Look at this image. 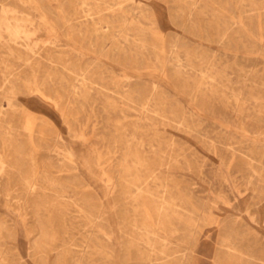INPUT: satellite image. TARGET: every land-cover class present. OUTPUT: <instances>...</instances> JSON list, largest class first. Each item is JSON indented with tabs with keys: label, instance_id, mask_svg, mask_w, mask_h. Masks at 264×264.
Listing matches in <instances>:
<instances>
[{
	"label": "rangeland",
	"instance_id": "obj_1",
	"mask_svg": "<svg viewBox=\"0 0 264 264\" xmlns=\"http://www.w3.org/2000/svg\"><path fill=\"white\" fill-rule=\"evenodd\" d=\"M14 2L20 12L8 7ZM191 2L134 0L130 26L142 28L148 43L159 47L155 50L111 30L120 26L118 19L104 22L101 33L92 24L77 32L69 19L74 0H0L7 4L0 11V72L9 65L3 52L21 50L16 54L26 89L13 93L0 83V113L5 114L0 153L10 141V123L16 130L28 125L14 132L20 153L5 158L2 174L0 163V264H151L149 245L155 242L133 225L139 211L169 247L187 255L179 263H160L234 264L223 260L220 247L226 223L203 225L197 240L189 242L154 222L156 203L140 210L130 202L131 183H142L148 172L169 175L172 193L202 215L213 211L244 224L240 228L263 239L262 251L264 192L253 194L256 183L250 175L251 157L264 163V0ZM14 14L21 19L17 37L14 22L9 24ZM37 24L46 29L37 32ZM36 32L55 60L74 58L116 93L91 90L87 95L61 67L56 73L46 72L45 63L34 69L37 63L20 36L33 44ZM64 75L66 80H60ZM147 98L148 111L143 107ZM10 100L29 114L11 115ZM159 107L167 117L153 113ZM172 139L176 147L167 148L163 142ZM14 157L16 168L9 169Z\"/></svg>",
	"mask_w": 264,
	"mask_h": 264
},
{
	"label": "bare ground",
	"instance_id": "obj_2",
	"mask_svg": "<svg viewBox=\"0 0 264 264\" xmlns=\"http://www.w3.org/2000/svg\"><path fill=\"white\" fill-rule=\"evenodd\" d=\"M29 1H32V2H34L36 4H40V0H29ZM74 1H75V8H74L73 13H70L69 19H70L71 22L75 23V25H76L75 29H76L77 32L81 33L83 31V28H84L85 24H92L93 26H95L94 29L97 31V33H101V32H98V31L102 30V26L101 25L104 22L107 23L109 21V23H110L111 19L112 20H115V19L117 20L118 19V20L121 21L120 22V26H113L114 28L113 27L111 28V26L109 25L111 30H119L121 35H123L124 37L131 36V38L133 39L134 42L141 41L143 47H148V45H150L152 47V49L156 50L157 48H159L153 42L151 44L148 43V41L146 40L147 39L146 34L143 33V35H145V36H143L142 33H141L142 28H131V26H130V22H131L130 21V14L137 10L136 9V5L133 3L134 0H74ZM183 1L186 2V3H192L191 2L192 0H183ZM3 4H5V3H3ZM143 18L144 19H150L149 20V23H150V26H151L150 29L151 30H155V25H154L155 23L152 20V18L148 17V15L146 13H144ZM10 22H9V24H10ZM24 27H25V25H24ZM27 27H29V25ZM37 27H38L37 32H40L41 29H46V27L44 25H38L37 24ZM9 30L10 29H8V31ZM37 32L35 34H33V44H30V43L26 42L25 39H24L23 34L20 36V39L22 40V47H25V49H27L28 51L32 52V54H33V63H37V64H34V65H36L34 69H36V67L38 68L41 63H45L44 66H46V68H47L46 72H54L55 71V73H56V71L61 67L62 70H64L65 72H68V74L70 76H73V78L75 79L76 83L80 84L81 86H83L85 88V91H86L87 95L91 92V90H96V91H98V93H107V92L108 93H114V94L116 93L109 85H107L106 82L99 81L97 79V76H95L96 77L95 78L94 76L88 74V72H86L82 68H80L77 64H75L74 58H72L73 60H63V59L55 60L53 58L51 49H47L49 43H46L45 45L41 44V42L39 40V37L37 35L38 34ZM19 33H20V30L18 28L13 30V35L14 36L17 37L18 35H20ZM140 34H141V37H143V38H137V36H139ZM11 36H12V34H10V37ZM18 39H19V37H18ZM30 39L31 38H29V40ZM21 40H20V42H21ZM55 47H56V45H55ZM15 51H17V50H15ZM6 58L9 59L8 57H6ZM1 59H3V58H1ZM13 60H14V58H13ZM178 62H181V60L178 59ZM178 62H177V64H178ZM9 64H10V62H9ZM15 65H17V67H18V64H15ZM187 66H188V64H187ZM209 67L211 68V66H209ZM14 68L15 67H13V69ZM21 71H22V68H21ZM17 73H20V72L18 71ZM199 73H201V72L199 71ZM48 75L46 74V76H42V77H44L43 80H46L45 77H47ZM205 76H206V74H205ZM60 77H61L60 80L61 79H62V81L66 80V76L65 75L64 76H60ZM14 78H13L12 74H9V75H7L5 77L7 82H9L10 80H12ZM210 80H212V79H210ZM15 81H16V78H15ZM12 82H13V80H12ZM47 82H48V80H47ZM215 82H216V80H215ZM67 83H68V81H67ZM62 87H64V86H62ZM74 88L73 89L75 90L74 91L75 95H78L77 92H76V90H77L76 86ZM33 92L36 93L39 97L44 98L41 95V93L39 92V88H33ZM81 95H83V94H81ZM129 95H126V97L129 96ZM117 96H118V94H117ZM130 96H134V95H130ZM85 97H86V95H85ZM124 99H125V97H124ZM128 99H127V101H128ZM130 99H132V98H130ZM77 101H78V99H77ZM150 102H151V99L147 98L145 100L144 104H143V107L147 111L149 110ZM153 113H156L157 115H159L161 117H167V112L162 107H159V109L154 110ZM21 114L27 115L29 113H27L26 110L23 107L20 108V109L11 108V115L18 116V115H21ZM4 116H5L4 113L3 114L0 113V125L3 122V120H4L3 119ZM182 122H181V124H182ZM10 125L14 126L13 123H10ZM177 125H179V124H177ZM13 126H11L12 127V129H11L12 133L9 134V138H10L9 139L10 140L9 143L5 142V144L2 145V148H1L2 149V152L0 153V163H1V165L4 162L5 158L8 157L9 154L16 155L15 153L19 152V149H18V146H17V142H14L15 140H17L16 139V134L14 132H17V130H19V131L20 130H28V125L27 124H24L21 127H17V130ZM175 142L176 141L172 139V140H169V141L165 140L163 143H164V145L167 148H172L173 149V148L176 147L175 146L176 145ZM229 147H231V146H228V148ZM19 148H20V145H19ZM159 152H161V151H159ZM127 153H128L127 156L130 157L131 156L130 154L132 152L129 149L127 151ZM246 153H247V151H246ZM163 155H164V153H163ZM168 158H169V156H168ZM17 160L18 159L14 157V160L10 163L11 166L9 167V169L10 168H12V169L16 168ZM251 161H252V163L255 164V166H253L252 173L250 175L251 176L250 180L252 182L256 183V186L254 188V193L253 194L254 195L261 194V193L264 192V174L262 172V170H264V163L260 159H258L257 157H251ZM126 165L129 166V167H132V164H130L128 161H127ZM17 168H18V166H17ZM20 168H22V167H20ZM120 168H121V166H120ZM135 170H137V169H135ZM4 172H5V170H4V167L2 165L1 174L4 173ZM121 175L122 174H120V176ZM32 178H34V177H32ZM120 178L124 179V177H122V176ZM106 182H107V180H106ZM27 183L29 185L30 190H33L34 186H33L32 182L29 180V181H27ZM49 183H47V184L49 185ZM51 183H53V182H51ZM51 183H50V185H51ZM54 185H55V183H54ZM154 186H156V187L154 188ZM131 187H133V189L129 193L130 202L131 203H138V209H140V210L143 208V206H145V204L156 203V206L153 207V212H152L156 216V219H155L154 222H156L157 224L165 227L173 235H177V236H181V237L183 236V237L187 238L189 242H193V241L197 240V233L199 231V228L202 227L203 225H205V224H220V223L224 222L226 224H225V228L223 229V232H222V235H221V241H220V247L223 248V252H224L223 260L232 262L234 264H264V248L261 249L262 250L261 252H258L259 251L258 250L259 244L263 240L259 235H256V233L251 232L250 229H248V228H246V229L240 228V227H243L244 224L238 223L235 220H231L229 217L221 218L218 213L213 212V211H208V210H205L204 214L202 215L199 212V209L197 207H195L192 203H187L185 201H180L178 199V197L174 193H172L171 189H173L174 185H173L171 179L169 178V175H167V176L165 175L163 177V176H160L159 174H157V172H148V173L145 174V180L142 183L133 182V183H131ZM51 188H52V186H51ZM160 189H162V190H160ZM33 191H35V190H33ZM50 193H52V192H50ZM122 195H124V194H122ZM16 203H17V201H16ZM170 209L174 210V214H170L169 213ZM77 216H79V215H77ZM145 216L146 215H145L144 211L137 212L135 223L133 225L138 226V229L140 230V232L149 235L155 242V243H152L150 245L147 244V245H149L150 250H151L150 251L151 252L150 253L151 254L150 262H153L151 264H163V263H160V261H162L164 259H167V260H170V261H176L177 263H179L180 261L184 260L186 258V256H187L186 253H183L180 250L173 249V248L169 247L167 240L165 238L161 237L158 234V232L155 230V228L150 224V220L147 219ZM99 217H97V218H99ZM186 219L188 220V223H186ZM128 225H129V223H128ZM1 227H4V226L1 224ZM141 239H142V237H141ZM138 241H140V240L138 239ZM63 244H65V243H63ZM159 246H162V249L159 248ZM149 247H148V249H149ZM262 247H264V243L262 244ZM69 249H70V247H69Z\"/></svg>",
	"mask_w": 264,
	"mask_h": 264
},
{
	"label": "crops",
	"instance_id": "obj_3",
	"mask_svg": "<svg viewBox=\"0 0 264 264\" xmlns=\"http://www.w3.org/2000/svg\"><path fill=\"white\" fill-rule=\"evenodd\" d=\"M6 5L7 4H0V11L5 10L6 9V7H5ZM8 7H10V9H13L15 12L16 11L17 12H20V4H16L15 2L14 3H9L8 4ZM2 21H5V20H2ZM10 21L14 22V28L15 29H16V27L19 28V26H20L19 24L21 22V19L19 17V14H18V16H16V14H14V18L13 19L9 18V22ZM17 46H18V43H17ZM16 53H19L20 54L21 53V50H19V51L18 50L17 51H15V50H12L11 51L10 50V51L3 52V54H4L3 57L5 59H7L6 57H8L10 64L9 65H3L1 67L2 68L1 70L2 71L0 72V74H3V73L4 74H3V79L2 78L0 79V83H1V86L2 87H5L7 90H9V91H11L13 93H20V92L26 91V89L23 88L22 83H21V81H22L21 80V76H22L21 67H22V65H21V62H20V59L21 58L19 57V54L17 55ZM13 58H14V60H13ZM15 64H18V67ZM13 67H15V68L13 69ZM18 71L20 73H17ZM9 74H12L13 75V78L14 77L16 78V81H15V78H14V79H12L13 82H12V80H10L9 82H7L6 79H5V77L7 75H9ZM10 101H12L11 104H10L11 105V108H15V109L22 108V106H20L16 101H14V100H10Z\"/></svg>",
	"mask_w": 264,
	"mask_h": 264
}]
</instances>
